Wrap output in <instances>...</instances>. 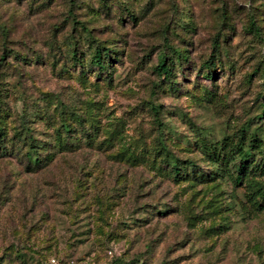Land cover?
I'll use <instances>...</instances> for the list:
<instances>
[{
  "label": "rangeland",
  "instance_id": "374dc122",
  "mask_svg": "<svg viewBox=\"0 0 264 264\" xmlns=\"http://www.w3.org/2000/svg\"><path fill=\"white\" fill-rule=\"evenodd\" d=\"M263 112L264 0H0V264H264Z\"/></svg>",
  "mask_w": 264,
  "mask_h": 264
},
{
  "label": "trees",
  "instance_id": "16d2710c",
  "mask_svg": "<svg viewBox=\"0 0 264 264\" xmlns=\"http://www.w3.org/2000/svg\"><path fill=\"white\" fill-rule=\"evenodd\" d=\"M73 51L75 52V49L73 48ZM76 54V52H75ZM105 57H111V50L110 48H108L106 45L103 44H98L95 49L94 52L92 54V60L93 63L97 64L98 66H103L104 63V58ZM159 61H158V68L161 71V73L169 76L170 75V71L171 68L166 60V55L164 54H160L159 56ZM264 113V112H263ZM67 126L65 124H62L60 126H58L55 131H54V137L55 140L57 142H61L62 138H63V134L64 131H66ZM69 127V126H68ZM70 129V128H69ZM70 131V130H68ZM2 132L3 130L0 129V146L2 144L3 138H2ZM243 137L242 139H244V133L242 134ZM32 144L30 145L29 151L27 150L26 152V156L30 159L33 160V165L36 168H40V167H45L47 165H49L55 156V153H52L51 150H46L45 148H43V144H41V142H37L36 138H33ZM39 143V144H37ZM248 151L249 148H245L244 146H235V147H231V152L230 154H234L237 153L240 156H248ZM228 154H224L223 159L225 161H229L226 160L228 158L227 156ZM163 156L165 157H170V153L169 152H164ZM172 158V156H171ZM233 159V158H232ZM189 161V160H188ZM171 163V167H172V171L175 173L176 177H180L181 175H183V172H181V168L182 166L181 163H184V161H180L179 159H172V161H170ZM261 167H264V163L261 165ZM237 170L239 171L237 174V179H240L242 177V174L246 172V165L245 163H239L237 164ZM263 201H264V182L260 183L257 186V189L255 190V192Z\"/></svg>",
  "mask_w": 264,
  "mask_h": 264
}]
</instances>
